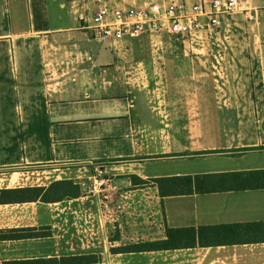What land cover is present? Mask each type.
I'll use <instances>...</instances> for the list:
<instances>
[{"label": "crops", "instance_id": "1", "mask_svg": "<svg viewBox=\"0 0 264 264\" xmlns=\"http://www.w3.org/2000/svg\"><path fill=\"white\" fill-rule=\"evenodd\" d=\"M24 1L26 6L35 4L39 13L21 10V0H0V42L6 44L8 55L6 63L0 61V172L12 170L0 190L46 187L43 181L47 176L73 174L82 187L88 178L98 181L103 189L94 187L91 194L68 205H0V231L54 228L56 221L45 225L50 210L55 212L52 219L56 211L69 215L77 231L87 217H92L99 234L106 224V228L111 225H104L102 215L110 213L112 202H118L115 206L125 215L122 240L113 242L117 246L125 245L126 231L132 237L127 243L138 244L165 239L167 228L198 230L264 224V189L162 198L152 182L164 177L264 171V0H239L241 9L225 17L226 33L231 25L238 31L234 44L219 50L228 57L229 62L223 64L230 66V94L226 97L212 93L205 74H199L191 84L196 87L195 113L202 127L193 137L186 132L177 145H169L168 137L160 136L166 131L156 124V108L144 95L143 87L151 85L146 80V65L129 58L135 43L146 35L117 44L100 43L94 32L83 29L78 11L75 17H51L47 0ZM170 1L192 5L212 0H96L92 9L144 7ZM67 2L60 0L58 10H67ZM86 10L90 15L96 13ZM93 42L107 45L95 52ZM124 58L133 61L134 66ZM129 68L134 69V76H129ZM189 83L185 85L189 87ZM218 100L230 102V106L218 107ZM207 101L209 109L207 104L202 105ZM185 106L184 113L189 112ZM209 130L213 135H206ZM215 151L225 153L208 154ZM248 156L259 159L247 161ZM191 158L227 161L181 166L169 172L146 169L150 163L185 162ZM133 178L147 184L136 185ZM58 205L60 208H56ZM148 216L163 222L160 236L146 231ZM42 243L46 244V240L0 241V247ZM96 254L92 249L82 255ZM99 258L97 264H264V240L173 251L100 254Z\"/></svg>", "mask_w": 264, "mask_h": 264}, {"label": "rangeland", "instance_id": "2", "mask_svg": "<svg viewBox=\"0 0 264 264\" xmlns=\"http://www.w3.org/2000/svg\"><path fill=\"white\" fill-rule=\"evenodd\" d=\"M21 1L23 5L26 3L24 0ZM47 1L51 17H75L76 15L74 16V12L76 11L83 13L84 11H87L86 9H88V11L94 13L98 10L97 8L92 9L93 6H95L96 0H68L66 7L68 12L72 15L71 16L68 12H66L67 10H58L57 3L60 0ZM147 1L152 2L158 0ZM181 2L184 3L183 1ZM184 4L187 7L196 5L186 3ZM23 5L20 6V9H25L27 13H29V10L31 12L34 11V14L39 13L37 7L32 2L29 6ZM234 27L235 26L233 25L228 27L227 29L230 30L228 33H226L224 28V30L221 31V34L213 35L212 38L205 40V44L201 42L199 44V41L198 43H175L169 38L167 33L146 35L141 39L140 42L135 43V47L133 48L134 52L132 55L130 54L131 56L129 58H132V60L134 59L133 61L139 65H146V80L148 83H151V85H145L143 87V89H145L144 91H146L144 95L147 96V99L150 101V105L156 108L154 109V113L157 114L158 117V122L156 124L161 126V130L166 131L165 134L160 132V136L168 137L167 143L169 145H177L186 132H189V135L193 137V135H196V131L202 127L200 118H198L195 113L197 111L195 108L197 103L193 98V94L196 87L195 84H191L195 83V80L197 81V76L199 74H205L204 76L208 79L209 83H211L209 88L212 93L220 94V96L227 95L226 97H228L230 94V66H225L223 64L224 62L229 61L227 60L228 57L227 59L225 58L224 52L219 50L223 46L229 49V47L232 46L235 40L238 38V31H234ZM5 45L6 44L0 42V61L6 63L8 61V55L7 47ZM106 45L107 43L103 45H97L96 42H93L95 52L104 48ZM203 48L205 51H202ZM129 58H124L123 61H126L129 65L133 64L134 66L133 61H130ZM222 58L224 59L223 61ZM226 68L229 69L226 70ZM127 72H132V74L129 76H134V69L129 68L127 69ZM184 79L189 80L190 83L186 81L185 83L183 81ZM215 79L218 82V86L214 81ZM184 83H189L190 86L188 87ZM189 97L192 98L191 101L188 100ZM209 102H203L202 105L204 106V104H207V109H209ZM217 102L218 107L226 108L230 106V102H224L220 100ZM184 105L188 107L189 112L184 113ZM204 108L206 109V107ZM203 115L206 116V113ZM210 131L211 130H209L206 135H213ZM163 156L167 155H162L160 157L165 158ZM256 157L258 156H248L246 159L247 161L259 159ZM203 161L204 160L195 161L192 160V158L191 160H187L185 162H182V160H164L161 162L147 164L146 169L151 170L153 173H156V171L169 172L181 166L193 167L205 163H224L227 160L222 158H210L209 160H205V162ZM11 172L12 170L0 172V174H2L0 175V187L4 188L6 186L4 179L6 176H9L8 174ZM88 172L91 174L90 171ZM56 176H47L48 178L46 180L44 179L43 181L45 186L48 187L51 183L62 180H72L79 184V181L75 179L74 174L58 176L60 178ZM23 183L25 184V182H21V184ZM26 183L28 185L33 184L30 182ZM79 186L81 188V197L85 194H91L90 190H93L94 187L99 186L98 189H103V186H100L98 181L95 182L93 179L89 180L88 178H86V184L84 187H82L80 184ZM71 201L72 200L63 201L61 204L68 205ZM117 204L118 202H112L110 213L102 215V218L104 219V225L105 223H111V225L108 224L110 227L106 228V224L105 229L103 231L100 230L99 234L95 230L96 226L94 227V220L92 217H87L88 219H86L83 223L84 226L77 231L70 223L69 215H67L65 212L63 213L56 211V218L52 219L55 212L53 211V214V212L49 210L46 216L47 220L45 225H51L52 221H56L55 227L52 228L51 226H43L38 228V230H43V232H45L47 229H50L51 236L49 238H43L46 240V244L42 243L41 245L23 247H0V264L6 262V259L9 261H26L51 258H56L59 260L61 257L87 254L90 253L92 249H96V257H98L99 260L102 257L100 256L99 258L100 254H105L107 256L113 255V249L122 247V243H120V246H117V244H114L113 242L116 240H122V217H125V215H122V212H120L121 210L118 211L117 206H115ZM56 208H60V206L58 205ZM162 224L163 222L160 221L159 217L156 219L154 216H148L146 231L148 233L156 232L157 236H160L163 233ZM126 232V236L128 237L124 240L125 245L128 244L127 242L129 241V238H132L128 231ZM77 245H79V247H77Z\"/></svg>", "mask_w": 264, "mask_h": 264}, {"label": "trees", "instance_id": "3", "mask_svg": "<svg viewBox=\"0 0 264 264\" xmlns=\"http://www.w3.org/2000/svg\"><path fill=\"white\" fill-rule=\"evenodd\" d=\"M225 153L215 151L208 154ZM113 162H108L111 164ZM136 185L147 182L133 178ZM158 188L160 197L203 195L264 189V171L210 174L198 176H175L158 178L152 181ZM81 197V188L72 180L55 181L48 187H22L0 190V205H15L42 202L61 203ZM49 228V227H48ZM50 229L45 232L36 228L6 229L0 231V241H20L49 238ZM264 240V224L221 225L213 227L173 229L167 228L165 239L138 244L128 243L113 249V254H133L144 252L173 251L195 247H214L242 241ZM95 255H78L51 259L26 261H6L2 264H97Z\"/></svg>", "mask_w": 264, "mask_h": 264}, {"label": "built area", "instance_id": "4", "mask_svg": "<svg viewBox=\"0 0 264 264\" xmlns=\"http://www.w3.org/2000/svg\"><path fill=\"white\" fill-rule=\"evenodd\" d=\"M240 9L239 0L202 1L191 7L170 1L144 7L102 9L93 15L85 11L76 15L83 29L94 32L100 43L117 44L142 35L167 33L175 43L199 41V44H205V40L224 30L225 17Z\"/></svg>", "mask_w": 264, "mask_h": 264}]
</instances>
